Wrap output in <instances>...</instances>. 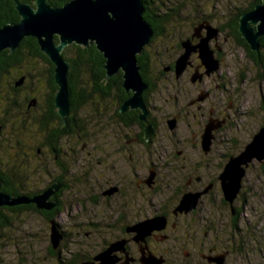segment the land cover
Returning <instances> with one entry per match:
<instances>
[{
	"label": "rangeland",
	"instance_id": "374dc122",
	"mask_svg": "<svg viewBox=\"0 0 264 264\" xmlns=\"http://www.w3.org/2000/svg\"><path fill=\"white\" fill-rule=\"evenodd\" d=\"M152 1L155 5H159L157 4L158 0ZM159 1L165 5L163 12H166L165 9L168 8L178 10L179 14L185 18L173 20L167 24L165 34L154 40L155 48H146L156 75L157 71L161 69L160 60L162 58H164L162 60H166L167 57L174 58V51L179 41L185 38L188 31V33L192 31L193 23H197L196 11L210 16L219 15L225 13L229 8L246 7L252 2V0ZM224 23L215 18L212 24L221 27ZM225 32L227 33V31ZM155 52L160 54L159 57H154ZM47 70L46 65L31 59L30 62H25L19 68L18 72L20 73L15 72L8 76L7 82L14 83V80L19 79L18 75L20 74H31L34 75L35 84L36 82L40 84L39 89L44 94L45 92L48 94L50 90L45 87L46 83H43L47 79ZM218 72L222 77H225L223 83L226 86L225 91L231 92L233 95L222 97L219 91L217 98L224 107L229 106L233 119L232 124L226 125L215 134L216 140L226 143L227 146L223 148L222 145L214 144L211 157L206 160L210 163L211 168H214L212 171H217V174L219 173L217 165L223 161L220 159V155L237 153L250 140L251 135L258 130L259 126H264V115L263 118L258 119L254 114L259 101L264 98V78L260 77L262 74L257 72L251 64L250 58L245 56V52L240 46L232 42L226 45L223 64ZM7 82L4 83L2 80L0 85V105L3 104L2 100L5 98L3 95L9 93L5 87H2L6 86ZM153 83L157 84L156 81ZM77 85L80 89L86 90L87 94L90 93L91 84L86 74L80 75ZM182 86L183 90H180L182 88L177 90L180 92L199 91L198 87L193 88L190 84ZM173 90L170 87V82L161 77L150 98V104L158 109L156 120L159 125L154 138L153 148L157 152L153 155V160L158 166L166 163L176 166L175 171L178 173H166L167 168H161L159 173L164 191L161 192L159 186L155 189H138L136 187V175L140 177L148 175L150 159L144 155V152H133L130 158L127 150H125L126 152L118 150L119 144L122 146L125 138L114 121L116 120L113 117V110L116 107L114 98L102 100L96 95H88L91 99L81 107L76 116L80 127H82L81 130H77L72 137L67 136L62 143V149H65L67 154L76 152V155L72 154L73 158L70 157L72 159L64 158L71 160L64 162L66 170L69 171L71 166L76 177L74 181L68 182V188L62 193L64 208L54 217V221L61 225V231L70 233L69 238L66 241H61L57 249L53 250L50 241V222L33 211H24L20 214L3 212L11 224L0 232V264H62L61 262L69 260L77 253L92 256L104 246L106 241L116 240L121 226L112 222L120 209H127L125 216L129 219H142L146 215L148 216V204H156L174 192L181 194L184 191L183 173L186 171L183 169L180 172L183 163L181 165L176 161V164L172 160V147H174L176 138H183L190 143L189 139L192 138L197 128L196 123L191 122L184 115L177 121L175 134H172L167 128L166 121L175 111L172 101L174 96L179 95H174ZM170 94L173 96L170 97ZM249 111L253 113L250 116L248 115ZM257 114L260 115V113ZM15 127L18 128L16 138L19 139L20 135V140L23 141V131L20 129V125H15ZM132 132L134 130L129 133L130 136ZM39 144L40 142H36V139L27 138L24 140L18 153H26V162L32 164L33 167L29 173L21 172L19 168H17L19 171L13 170L15 173L28 175L25 180L28 190L41 188L44 183L50 181L51 176L48 173H52L56 169L48 150H43L40 156H35V152L28 150L29 146L35 150ZM136 148L138 149V146ZM4 149L7 147L4 146ZM189 150L192 160L201 159L199 155L203 154L200 148L197 150L191 146ZM16 152L14 149L13 159L16 157ZM5 155L7 154L5 153ZM48 164L51 169L46 168ZM47 174L48 176H45ZM170 175L176 176L168 181L167 177L170 178ZM66 178L69 179V177ZM117 183L121 186V194H115L110 200H105L102 196L103 190ZM221 200H223V195L220 186L217 185L204 198L205 205L201 211L204 218L213 223V233L220 234L221 239L227 240L228 244L229 239L232 241L228 249L230 250L229 254L223 257V264H264V172L261 165L256 160L253 161L247 170L241 193L234 202V209L240 211L237 216L236 228L232 226L233 218L229 204L224 205ZM89 223L96 224L95 228L88 225ZM219 255H223V251Z\"/></svg>",
	"mask_w": 264,
	"mask_h": 264
},
{
	"label": "flooded vegetation",
	"instance_id": "af4514ba",
	"mask_svg": "<svg viewBox=\"0 0 264 264\" xmlns=\"http://www.w3.org/2000/svg\"><path fill=\"white\" fill-rule=\"evenodd\" d=\"M253 2L254 0H252L250 4H252ZM23 4H28V3H23ZM157 4L159 5L158 6L154 5V6L159 9L160 13L161 12L166 14L171 13L172 17L177 15L175 19L178 20H182L183 18H185L179 14L180 12L178 10H173L168 8L165 9L166 12H163L165 5L159 0ZM31 5L33 6V4ZM248 6L249 5L247 4L246 7H239V8L232 7L227 9L225 13L219 15L213 14L211 16L207 14H203V12L201 11H196L195 17L197 19V23L196 24L193 23L194 26L192 28V31L190 33H188L189 32L188 31L184 36L185 38L179 41L174 51V55H175L174 58L169 59L168 57L167 58L165 57L166 60H162L164 58L160 60L161 69L157 71V75L154 72L153 65L151 63L152 62L151 57L149 52L146 50V48L152 47L154 49L155 48V45L153 44L154 40L156 38H161L162 36L155 37V31L152 29L154 32L152 38L150 39L149 43L144 47L142 54L138 55V56H142V60L144 61L143 72H144V76L147 79L146 81L143 79L141 75V67L138 65L140 68L139 70L140 75L147 84V88L143 92V96H142L146 109L145 120L139 119V116L141 114V111L139 109L128 110L125 113H120L119 109L122 103L119 104L118 102L119 95L116 96L115 94H112V98H115L114 100L116 103V107L113 110V117L116 119L114 121L117 127L121 130L122 136L125 138V140L122 142V146L119 144L118 150L119 151L127 150L130 154L129 155L130 158L133 152H138V153L144 152V155L150 159V162L148 164V167L150 166L148 175L144 177H140L136 175V187L138 189H155L156 187L159 186L161 188V192H163L164 186L163 183H161L162 179L159 173V171L163 167L167 168L166 173L170 172V174L171 173L178 174L175 171L176 166L169 165L167 163L158 166L156 162L153 160V155L155 154V152H157V150L153 148L154 138H155L156 130L159 129V125L157 124V120H156L157 119L156 117L158 116V109H156L155 106L150 104L151 101L150 98L153 96L161 77L164 78L165 81L170 82V87L174 89L173 90L174 95L179 94L174 96V100L172 101L175 111L170 115L171 117L169 116V118L166 121V126L168 125L167 122L169 120L175 119L176 121L175 128L172 131L170 130V132L172 134H175V129L177 128V121L182 119L183 115L188 120L190 119L191 122L193 121L194 123H196V128H197V131L193 133L192 138L189 139L190 143L186 142L185 139L183 138H176L173 144L174 147H172L173 149V151L171 152L172 160L174 161V163H176V161L180 162L181 165L183 163L182 168H180V172H182L183 169H185L186 171L185 173H183V178L185 179L184 191L181 194L174 192L172 195L167 196L166 198L160 200L156 204H152V203L148 204L147 207L149 208L148 216L146 215V217L142 219H137V218L129 219L128 217L125 216V213L127 211V209L125 210V208L120 209L119 213L117 214V217L114 218L112 223L116 222L119 224V227L121 226L119 228L120 230L118 232V236L114 241H125L124 252L115 253V255L119 258V261L116 264H142V259L149 257L154 259V261L162 260L163 263L161 264H215L212 262V260L218 258L219 256H222L219 255L222 251H223V255L225 256L229 254L230 250L228 249L232 241L229 239L228 240L229 244H228L227 240L224 241L221 239L220 234L216 232L213 233V228H214L212 226L213 223L211 221H207L204 218L201 208H203V206L205 205L204 198H206V196H208L209 193L213 191V189L217 185H219L218 176L223 170L225 163L228 161L230 157L237 155L243 149L242 148L239 152L234 154H232L233 153L232 152V153H227V154L224 153L220 155L221 156L220 159L223 160L224 162L222 161L220 162V165H217V168L219 169L218 174L217 171H212L214 170V168H211L210 163L206 161L208 160L209 157H211L212 150L215 147L214 144L222 145L223 148L227 146L226 143L217 141L216 140L217 136H215V134L219 132L226 125L232 124V119H233L232 115L230 114L231 110L229 106L224 107L221 101H219L217 98V92L219 91L222 97L225 96L228 97V95L230 96L233 95V93L225 91L226 86L225 84H223L225 82V77H222L221 74H219L218 72L221 68V65L223 64L224 50L226 49V45L232 42L233 44L240 46L244 50L245 56L248 59L250 58L251 64L256 68L257 72H260L262 74L260 77H262V79L264 78V71L260 70L257 67V65L254 63V61L257 60V57L258 58L262 57L264 61V49L261 47L260 44L261 38L259 39V48H260L259 51L253 52L246 44L245 40L241 37L238 30L240 16L250 11V10L248 11L245 10ZM255 6L256 5H254V7ZM14 12L16 14L15 16L16 19L14 18L12 11L0 9V28L5 25H12L19 22L20 18L17 14V11L15 10V4H14ZM215 18H217L220 22H225L224 25L221 27L214 26V24L212 23L215 20ZM205 22H207L213 29H216L217 31L216 37L210 39L208 45L213 53L214 59H216L219 63V70L215 73L210 74L209 76L205 75V68L201 64V61L199 59V53L197 51L196 52L194 51L190 54L188 58V64L185 67L184 71L179 76H176L175 63L177 59L184 53V48L182 47L181 43L183 41L189 40L191 46H196L200 42V39L206 36V30L205 28H203L198 36H193L194 29L200 24H205ZM225 31H227V33ZM237 33L239 34V36ZM55 40H57V38H55ZM242 40H244L246 46H248L249 48V52H251L252 54L246 52V50L242 46ZM23 41L25 43L20 45ZM24 45H26V47H24ZM35 45H37V47L39 48L38 42L35 38L26 37L19 43V46L21 47L23 46L21 50L20 47L18 46L17 49L14 50L12 53H10L8 49L3 50L0 53L1 55L3 52L6 51L8 52V54H6L5 56L0 57V78H2L1 80H4V83L8 81L7 78L8 76H11V74H14L15 72L20 73L18 72L19 68H21V66L24 65L25 62H30L31 59H33L34 62L42 63L43 65H46L49 68V66L45 63L43 58H41L40 56L36 57L32 55V53L33 54L36 53ZM88 46H95V45L89 44ZM17 50H19L20 52ZM39 52L40 55L42 54L43 56H45L40 51V48H39ZM159 55L160 54L158 52H155L154 57H159ZM46 73L48 74V70L46 71ZM119 73L121 74L122 77V73L121 72ZM195 75H201V79L193 82L192 79ZM48 76L49 75H47V79L43 81V83L44 82L46 83L45 87H47L48 90H50V93L48 94L46 92L44 94L39 89L40 84L37 82L35 84V81L33 80L34 75L31 74H27V75L20 74L18 75L19 79L16 80L15 83L7 82L6 86L5 85L2 86L5 87L9 93L6 94L3 93L4 94L3 96L5 98L2 100L3 104L0 105V148H1V153H0L1 178L0 179L3 183V186L0 189V191L4 192L2 189L4 188L5 184L2 178L4 177L6 178V180L7 179L11 180L12 175L14 174H16L18 178L16 179L15 182V187H14L15 189L12 187L9 188L10 190H14V191H19V188H21L23 190L25 189L28 192L37 190L40 191L41 193L43 190L51 187L53 184L57 183L59 185H62V188H60L57 192H55L54 196L50 198V200L58 204L56 207L60 209V211L56 214L57 216L61 212V209L64 208L63 207L64 201L61 198L62 193L68 188V184H69L68 182L74 181L75 180L74 178L76 177L72 172L73 170H71V166L69 168V171H67L66 165L64 163L67 161H71V160H65L64 158H70V157L73 158L74 156L72 154L74 153L76 155V152L74 151L72 154H67L65 149H62V143L64 142L63 140L67 136L72 137L73 134L77 132L78 128L76 123L77 114H74L72 109L73 104L71 102V88L69 87L70 108L68 111V115L65 117V120H63L61 116L58 114L57 109L55 108L54 105V96L57 90V86L54 81L56 88L55 90L54 85L51 83V80L49 79ZM19 80H22V82L20 85L17 86L16 83ZM155 81L157 84L153 83ZM77 84H75V89H73L75 97L87 96L89 101L91 97H89L88 95L98 96L96 92H94L93 90L94 85L91 84V82H90L91 86H90L89 94H87L86 90L82 88L80 89V87H78ZM183 84H190V86H192L193 88L198 87L199 91L180 92L177 89L182 88ZM151 87H153V90H151ZM148 89H150V91H148ZM183 89L184 88L180 90ZM124 92L126 94H129V97L131 96L130 92H126L125 90ZM21 93L23 95H20ZM144 95H146V97H144ZM172 96L173 94H170V97ZM128 98H126L125 100H127ZM146 102L148 104H146ZM131 111L139 112L138 119L144 125L143 132H141L138 126L128 127L122 122V120L126 118L125 115H127ZM257 113H260V115ZM252 114L253 113H251L250 111L248 112L249 116ZM254 114L257 116L258 119L263 118L264 98H261V100L259 101L257 108H255ZM74 116L75 118H73ZM209 122H212L213 125H217L218 122L222 123V127L216 131H213L212 133L213 139L209 147L210 151L208 153H204L201 146V137L205 129V126ZM18 124L20 125V129L23 131L22 134L23 141L26 140L27 138H32L34 140L36 139V142H40L39 146H37L35 150L31 146H29L28 150L32 151L33 153L35 152L34 154L35 156L37 155L40 156L43 150L44 151L48 150L51 160H53L55 163L56 169L52 173L51 172L48 173L51 176L50 181H48L46 184L44 183L41 188L39 187V188H33L34 190H28L27 184L25 183V180L28 175H25L24 173L21 174L18 172L15 173L13 171L14 169L19 168L21 169V172L24 171L25 173L26 172L29 173L33 167L32 164L26 162V157H27L26 153L25 154L18 153L21 150V146H23L22 145L23 141L20 140L21 139L20 135L18 136L19 139L16 138L18 128L15 127V125ZM147 124L152 126V133L148 138V140L146 141L144 139V131ZM261 127L263 126L260 125L258 129H260ZM133 130L134 132H132L131 135L132 137H131L129 133ZM256 132L257 131H255L251 135L250 140ZM4 146H6L7 149L3 150ZM137 146L138 149L136 148ZM191 146L196 148L197 150H199L200 148L203 154V155L201 154L199 155L201 157L200 160L194 161L191 159L190 156L191 154L189 150ZM14 149H16L17 151L15 153L16 155V157L14 158L15 160L13 159ZM70 151L73 150L70 149ZM5 153L7 155H5ZM260 165L262 166L263 164ZM46 166H47L46 168H50L49 164ZM250 166L248 167V169L250 168ZM19 169L17 170L19 171ZM48 174L45 176H48ZM151 174H153V177L150 183H147V180ZM175 176L176 175L174 176L170 175V178L167 177V180L171 181V179L174 178ZM66 177H69V179ZM244 179H243V183H244ZM13 181L14 180L12 179L10 182L11 185L13 184ZM111 189L115 190L114 193L110 195H106V192H108ZM120 189L121 186L117 183L109 187L108 189L103 190L102 196L105 198V200H110L112 196H114L115 194H119V195L121 194ZM188 192L201 193L196 208L188 212L176 211V208L182 196ZM221 201L222 203L224 202L226 204L224 200ZM29 205H33V204H29ZM21 206H27V205H20L15 207H2L0 209L3 212L20 214L21 212H16L17 211L16 209L20 208ZM33 206L35 207V205ZM53 209L44 212L45 213L50 212ZM234 215H232V218L234 217ZM156 217L164 218L165 223L163 229L159 231L156 230L152 231L150 235L146 236L143 239V242H138V243L135 242L134 237L136 234L133 232H128L127 228L146 219H152ZM48 222L57 225L59 231L63 235L62 241L67 240L69 238L70 233L67 234L61 231L60 226H58V224L55 221H48ZM88 225L95 228L96 224L89 223ZM236 225H237V219L236 220L233 219L232 226L236 228ZM114 241H111L110 243ZM106 247L107 246H105V248ZM100 251L102 250H98L97 252H95L90 259H82L81 262L92 260L93 257L96 254H98ZM79 255L81 256L80 253L76 254V256ZM65 262L66 260L63 263ZM95 264L98 263L95 262Z\"/></svg>",
	"mask_w": 264,
	"mask_h": 264
},
{
	"label": "water",
	"instance_id": "95a60500",
	"mask_svg": "<svg viewBox=\"0 0 264 264\" xmlns=\"http://www.w3.org/2000/svg\"><path fill=\"white\" fill-rule=\"evenodd\" d=\"M20 18L18 23L5 25L0 28V53L8 49L10 53L17 49L19 43L26 37L37 40L40 51L54 66V81L57 90L54 96V105L63 120L68 115L70 108L68 85L70 63L62 56L64 49L75 44L87 47L94 44L97 51L105 59L104 70L106 78L122 73V87L131 96L125 100L120 113L128 110L139 109V119L145 120L146 109L143 102V92L147 84L140 75L137 56L142 54L144 47L153 36L150 24L143 18L144 3L142 0H70L61 7L51 6L47 0H35L31 4H23L18 0H11ZM205 28L206 36L200 39L196 46H191L190 41H183L184 53L175 63V73L179 76L188 64L192 52L199 53V59L205 68V75L209 76L219 70V63L213 57L208 42L216 37L217 31L207 22L194 29L198 36ZM239 33L253 52L259 51V39L264 35V0L252 10L244 13L239 19ZM57 38V42L55 40ZM201 75H195L192 81L200 80ZM19 80L16 85H20ZM175 119L167 122L169 130L175 128ZM222 127V123L213 125L209 122L201 137V146L204 153H208L213 139V131ZM152 133V126L148 125L144 131L147 141ZM256 160L264 163V126L257 130L251 140L235 156L225 163L218 176L219 186L223 200L229 204L234 215V202L241 193L246 170ZM153 174L147 180L150 183ZM3 183L0 179V189ZM62 185L53 184L41 193L33 196H13L0 191V208L15 207L20 205H35L37 210L49 211L58 204L50 200ZM114 189L106 195L114 193ZM201 193H185L177 208L178 212H188L195 209ZM164 218L156 217L146 219L127 228L128 232L135 233L134 241L143 242V239L152 231H159L164 227ZM63 235L57 225L51 223L50 241L53 250H56ZM125 241H114L105 249L96 254L92 260L80 264H116L119 258L117 252H124ZM223 257L212 260L215 264H223ZM162 260L154 261L151 257L143 258L142 264H161Z\"/></svg>",
	"mask_w": 264,
	"mask_h": 264
},
{
	"label": "trees",
	"instance_id": "16d2710c",
	"mask_svg": "<svg viewBox=\"0 0 264 264\" xmlns=\"http://www.w3.org/2000/svg\"><path fill=\"white\" fill-rule=\"evenodd\" d=\"M19 1L22 3L33 4V2L35 0H19ZM69 1L70 0H47V3L51 6L61 7ZM142 1L145 4L144 5L143 18L146 20V22L148 24H150L152 26V29L155 31V37L160 36V35H164L165 34V27L164 26L169 24L173 20H178V19H175V17L177 15L172 17L171 13H167V14L162 13V12L160 13L159 9L155 7L156 5L154 4V2L152 0H142ZM261 1L262 0H254V2L252 4H249V6L245 10L246 11L251 10L254 7V5L260 4ZM0 9L12 11L14 18L16 19V17H15L16 14L14 12V4L10 0H0ZM175 14H178V13H175ZM238 36H239V34H238ZM25 40H27V39H25ZM24 41L20 45L25 43ZM56 42H57V40H56ZM260 44H261V47L264 49V36L261 37ZM242 46L244 47L246 52H249V48H248V46H246L244 40H242ZM19 47L21 50L23 46L22 47L19 46ZM24 47H26V45H24ZM35 49H36V53L35 54L32 53V55H34L36 57L40 56L41 58L44 59L45 63L49 66V68H48V75L49 76L48 77L51 80V83L54 85V89L56 90L55 84H54V73H53L54 66L48 61V59L45 56H43L42 54L40 55L39 48L37 47V45H35ZM17 51H19V50H17ZM249 53H251V52H249ZM6 54H8L7 51L3 52L0 55V57L5 56ZM62 55H63L64 59L70 63L68 85L71 88V102L73 104L72 109H73L74 114H77L79 112V110L81 109V107L88 102L87 96L86 97H84V96H79V97L76 96L75 97L74 92H73V89H75V84H77L79 82V77L82 74L87 75V78L89 79L91 84L94 85V89H93L94 92H96V94L101 99H109L110 97H112V94H115L116 96L119 95V101L118 102H119V104H121L124 102V100L126 98L129 97V94H126L122 88L123 80H122L121 74L119 72L117 74H115L114 76L108 78V79L106 78V71L104 70L105 59H104L103 55L97 51L95 46H88L85 48V47H81V46H77L75 44H72V45L68 46L63 51ZM137 60H138V65L141 67V75H142L143 79L146 81L147 79L144 76V72H143L144 61L142 60V56H137ZM254 63L257 65V67L260 70L264 71V61H263L262 57H259V58L257 57V60L254 61ZM9 65H10V63H9ZM5 68H7V67H5ZM1 79L2 78H0V85L2 82ZM15 82H16V80H14V83ZM151 90H153V87H151ZM148 91H150V89H148ZM144 97H146V95H144ZM146 104H148V103L146 102ZM125 116H126V118H124V120H122V122L126 126H128V127L129 126H138V128L141 130V132H143L144 125L138 119V116H139L138 111H131ZM73 118H75V116ZM76 121H77L76 123H77L78 130H81L82 127H80L77 119H76ZM141 136H142V134H141ZM245 144H244V146H245ZM244 146L242 148H244ZM240 150H238V152ZM261 167L263 168V172H264V164ZM2 179H3L4 184H5L4 188L2 190L7 194H10L13 196H17V195L22 194V195H25L28 197H32L35 194L40 193V191H37V190L28 192L25 189L23 190L21 188H19V191L10 190L9 189L10 187H12V188L15 187L16 179H18L16 174L12 175V179L14 180L12 185L10 183L12 179L6 180V178H4V177ZM16 210H17L16 212L33 211V212L39 214L40 216L44 217V219L47 221H54V217L60 211V209L58 207H56L52 211L45 213L44 211L37 210L33 205L21 206L20 208H17ZM234 211H235V215H234L233 219L236 220L238 218L237 216L240 214V211L238 209H234ZM10 224H11L10 220L6 217V215H4L3 211L0 209V232L2 231V229L9 227ZM58 226H61V225H58ZM65 233H67V232L65 231ZM0 238H1V235H0ZM109 243L110 242L106 241L104 243V246L100 250L105 249V246H108ZM90 258H91V256H87V255L76 256V254H75L73 258H70L65 263L62 262V264H79L82 259H90Z\"/></svg>",
	"mask_w": 264,
	"mask_h": 264
},
{
	"label": "bare ground",
	"instance_id": "6f19581e",
	"mask_svg": "<svg viewBox=\"0 0 264 264\" xmlns=\"http://www.w3.org/2000/svg\"><path fill=\"white\" fill-rule=\"evenodd\" d=\"M209 151H210V150H209ZM209 151H208V152H209Z\"/></svg>",
	"mask_w": 264,
	"mask_h": 264
}]
</instances>
